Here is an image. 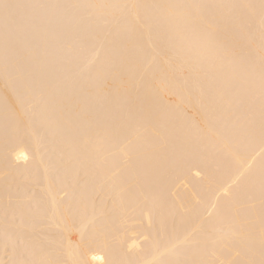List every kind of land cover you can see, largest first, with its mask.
Wrapping results in <instances>:
<instances>
[{
	"label": "bare ground",
	"instance_id": "bare-ground-1",
	"mask_svg": "<svg viewBox=\"0 0 264 264\" xmlns=\"http://www.w3.org/2000/svg\"><path fill=\"white\" fill-rule=\"evenodd\" d=\"M2 2L0 264H261L264 0Z\"/></svg>",
	"mask_w": 264,
	"mask_h": 264
},
{
	"label": "snow or ice",
	"instance_id": "snow-or-ice-1",
	"mask_svg": "<svg viewBox=\"0 0 264 264\" xmlns=\"http://www.w3.org/2000/svg\"><path fill=\"white\" fill-rule=\"evenodd\" d=\"M24 7L21 5H12L0 0V11L3 13L5 26L14 21L12 9ZM192 31V29H188ZM234 37L224 31L222 33H210L203 40L184 39L181 41L180 47L183 49L185 57L190 63L198 67L201 71H210L218 61L221 54L231 51ZM33 264H43L40 261H34ZM264 264V261L261 262Z\"/></svg>",
	"mask_w": 264,
	"mask_h": 264
}]
</instances>
